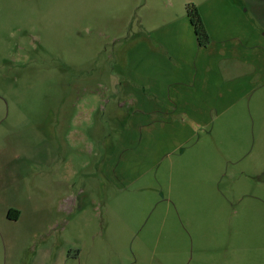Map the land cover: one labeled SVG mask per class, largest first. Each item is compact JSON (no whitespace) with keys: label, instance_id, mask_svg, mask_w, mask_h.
I'll use <instances>...</instances> for the list:
<instances>
[{"label":"rangeland","instance_id":"obj_1","mask_svg":"<svg viewBox=\"0 0 264 264\" xmlns=\"http://www.w3.org/2000/svg\"><path fill=\"white\" fill-rule=\"evenodd\" d=\"M205 1L0 0V264H264V83L116 179V66Z\"/></svg>","mask_w":264,"mask_h":264},{"label":"crops","instance_id":"obj_2","mask_svg":"<svg viewBox=\"0 0 264 264\" xmlns=\"http://www.w3.org/2000/svg\"><path fill=\"white\" fill-rule=\"evenodd\" d=\"M237 4L207 0L199 6L211 37L207 48L185 16L152 31L116 66L130 106L121 142L126 149L119 147L115 158L117 181L140 178L209 126L214 114L231 110L264 83V26L257 24L264 21V0Z\"/></svg>","mask_w":264,"mask_h":264},{"label":"trees","instance_id":"obj_3","mask_svg":"<svg viewBox=\"0 0 264 264\" xmlns=\"http://www.w3.org/2000/svg\"><path fill=\"white\" fill-rule=\"evenodd\" d=\"M187 16L194 28L199 45L202 48H207L211 44V37L207 31L199 8L195 5H189L187 7ZM8 217L12 220H18L20 217V213L15 210H10Z\"/></svg>","mask_w":264,"mask_h":264}]
</instances>
